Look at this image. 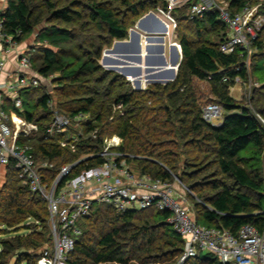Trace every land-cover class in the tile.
<instances>
[{
    "label": "trees",
    "instance_id": "1",
    "mask_svg": "<svg viewBox=\"0 0 264 264\" xmlns=\"http://www.w3.org/2000/svg\"><path fill=\"white\" fill-rule=\"evenodd\" d=\"M229 1L233 14L247 4H258V0ZM158 8L167 11V3L8 0L7 9L0 13L3 35L17 45L34 37L41 51L35 59L31 56L32 69L43 79L55 76L57 86L54 97L42 93L40 87L21 92V99L25 98L22 116L40 129L37 140H28L34 156L37 161L54 164L45 172L49 179L55 178L63 166L87 158L74 170L72 177H76L83 170L102 165L104 160L97 155L104 139L118 136L123 140L120 151L132 156L130 162L137 171L166 181H173L175 175L190 190H196L192 212L199 225L233 235L246 225L262 231L264 126L230 95L236 80H248L249 53L239 49L232 54L220 51L227 27L219 21L218 12L194 20L186 17L187 7L173 12L182 63L176 80L168 85L135 91L119 75L104 71L98 64L106 46L127 40L137 21ZM260 12L264 16V3ZM216 32L215 39H208ZM263 34L264 27L252 42L255 50L264 49ZM194 37L197 43L192 42ZM251 65L259 84L251 102L264 117V55L253 57ZM125 76L135 87L145 89L148 85L145 73L141 79ZM194 80L208 83L212 95L209 102L202 103ZM211 103L224 110L219 128L202 117L203 108ZM56 113L89 116L84 132L96 130V138L89 136L73 152L61 147L58 139L44 137ZM181 159L182 175L178 172ZM169 217V212L117 214L110 207L97 206L92 217L82 222L83 235L68 264H175L184 242L168 223ZM28 220L34 223L23 226ZM0 227L15 233L0 243V264H8L13 258H17L16 264H37L40 251L52 242L47 204L30 192L14 168L8 170L0 187ZM21 230L27 234H18ZM187 264L221 263L208 254Z\"/></svg>",
    "mask_w": 264,
    "mask_h": 264
},
{
    "label": "built area",
    "instance_id": "2",
    "mask_svg": "<svg viewBox=\"0 0 264 264\" xmlns=\"http://www.w3.org/2000/svg\"><path fill=\"white\" fill-rule=\"evenodd\" d=\"M163 1L167 3V11L158 8L156 12L149 13L166 16L175 38L177 21L174 11L187 7L186 17L190 20L203 19L206 14L217 11L219 21L227 27V35L220 45L224 54H232L238 49L250 54L253 40L258 38L264 27V16L260 12L264 0H258L254 6L247 4L235 14L231 12L229 0ZM1 23L0 20V184L2 179L5 183L8 170L14 168L30 192L47 204L52 242L40 251L37 264H68L83 235L82 222L92 217L97 206L110 207L117 214L151 210L169 212L168 223L184 242L182 255L175 264H187L205 253L217 258L221 264H264V228L259 231L246 225L233 235L227 230L199 225L186 199L189 188L175 175H172L173 181H166L137 171L130 162L132 156L120 151L123 140L118 136L104 139L97 155L104 160L99 167L83 170L72 177L74 170L87 159L83 158L63 166L55 178L49 179L45 172L53 169L54 164L37 161L33 147L28 143L29 139L39 138L40 129L22 116L24 105L21 92L37 89L43 80L48 82L53 77L43 79L33 72L28 49L18 55V69L12 78L2 80L7 55L18 45L12 38L3 35ZM177 49L181 53L180 43ZM5 96L18 113H6L3 106ZM49 107H54L52 101ZM246 107L264 126V117L254 110L252 104ZM202 117L209 125L219 128L223 124L224 110L219 104L211 103L203 108ZM89 120L90 117L84 114L69 117L56 113L44 137L58 139L61 147L74 152L77 145L89 136L96 138V130L89 134L84 132ZM262 168L264 178V151Z\"/></svg>",
    "mask_w": 264,
    "mask_h": 264
},
{
    "label": "water",
    "instance_id": "3",
    "mask_svg": "<svg viewBox=\"0 0 264 264\" xmlns=\"http://www.w3.org/2000/svg\"><path fill=\"white\" fill-rule=\"evenodd\" d=\"M159 28L167 31V26L164 22L154 13H148L136 23V29H131L129 33V40L114 41L111 49L106 51V54L112 56L104 57V64H117L122 67L107 68L110 72H123L121 76L125 77V74H131L141 79L143 72L147 76L148 85H168L174 82L177 78L178 70L181 65L182 50L181 53L176 50V55L173 57V67H169V63L165 55V35L159 34ZM145 35L146 42L148 43L145 48L143 47V36ZM157 43V45H152ZM156 49V54L153 53V49ZM114 56V57H113ZM176 58V59H175ZM179 64L176 65V62ZM129 61H135L138 63V67H131ZM165 67L168 69L164 70ZM164 70V71H163ZM136 91H143L140 86L136 87Z\"/></svg>",
    "mask_w": 264,
    "mask_h": 264
},
{
    "label": "rangeland",
    "instance_id": "4",
    "mask_svg": "<svg viewBox=\"0 0 264 264\" xmlns=\"http://www.w3.org/2000/svg\"><path fill=\"white\" fill-rule=\"evenodd\" d=\"M172 1H174V0H172ZM159 17H160V19L163 22H165L164 25L167 26V31L166 32H164V29L161 30V28H159L158 31H159V34L165 35V42H164V45H165V55H166V59H167V61L169 63L170 62V58H172V56L175 57V55H176V58H177V54H176V50H177L176 48H178L177 42L179 44L178 33H176L177 38H175L174 37L175 35H172L171 28L168 25L170 23V20L166 16H164L162 14H159ZM132 29H136V24H135L134 28H132ZM216 35H217V32L214 33V35H210V37H208V39L209 38L211 40L212 39H215V36ZM263 38H264V34H263ZM34 40H35L34 37H31L30 40H29V41H31V45L29 46V48H30V51H31L32 59H35L37 57V55L40 53V51H41V48L39 46H36L34 44L35 43ZM127 40H129V37H128ZM192 42L193 43H197L198 42L197 38L194 37L193 40H192ZM147 44L148 43L146 42V38H145V35H144L143 36V47L145 48V46H147ZM112 46H113V43L110 46H106L103 49V52L101 54V58L98 60V64L101 66V68L104 71H108L107 68H112V67H118V66H120V65H117V64H104V62H103L104 61V57L106 55V51L108 49H111ZM251 49L252 50H250V54H249L248 59H247V65L249 67V74H250L248 76V80L246 82H244V81H241V80L238 79V80H236L235 85L230 89V95L239 104H242V106H244V107H246L250 103L252 104L251 99H252V96H253V92H254L255 88H259V84L257 83L256 79L253 77V75L251 73V67H252L251 64H252V61H253V57H257L259 54L264 55V49L262 51L255 50L254 48H251ZM152 54H154V53H152ZM106 56H112V55L109 54V55H106ZM128 63H129L130 66H131V64L138 65V63L135 62V61H129ZM173 63H175V62H173ZM181 63H182V58H181ZM169 67H173V64L172 63L169 64ZM166 69H168V67H165L164 68V70H166ZM119 72L122 74L121 71H119ZM120 73L114 72L113 74L119 75L124 81H126L128 83L127 86L132 87L136 91L137 89L134 86V82L131 81L128 77L125 78V77L121 76ZM143 75H144V72H143ZM54 78H55V76H54ZM54 78H52L48 82H46L45 80H43V82L41 84V87H40V90L42 89L41 90L42 93L46 91V92H49V94H51L54 97V95L56 94V91L55 90L57 88V86L54 84ZM150 86L151 85H147L144 90H146ZM194 88H195V91H196L198 97L202 100V103H207V102H209L212 99V95L210 94V88H209L208 83L201 82L199 80H194ZM259 92L260 91L258 90L257 91V94H260ZM22 99L24 100L25 98L23 97ZM249 99H250V102H249ZM3 106H4V110L6 111V113L8 115H11L12 112L18 113L17 110L11 106V104L9 102V99L6 96L3 99ZM9 126L12 128L11 124H9ZM24 140L27 141V139H24ZM181 160L182 161L179 164V170H178V172L180 173V175H182V172H183V162H184V159H181ZM3 181L4 180L2 179V182ZM2 182H1L0 185L3 184ZM177 188H180V187L178 186ZM189 191L190 192H187L186 193V199H188V206H189V208L191 209V211H193L192 209L194 208V206H193L194 205V201H197L196 192H195L196 190L195 191H192V190L189 189ZM33 223H34L33 220H28L27 223L24 224L23 226L32 225ZM25 233L27 234L26 231L21 230L18 234H25ZM14 235H15L14 232H12V231L11 232H8L7 230L4 229V227H0V243H1L2 240L10 239ZM0 250H1V246H0ZM206 255H207L206 253L203 254V256H206ZM16 262H17V258H13V259L9 260L8 264H16Z\"/></svg>",
    "mask_w": 264,
    "mask_h": 264
},
{
    "label": "crops",
    "instance_id": "5",
    "mask_svg": "<svg viewBox=\"0 0 264 264\" xmlns=\"http://www.w3.org/2000/svg\"><path fill=\"white\" fill-rule=\"evenodd\" d=\"M8 7V0H0V13L4 12ZM26 40L23 44L18 45L15 49L11 50L6 59V67L4 74L2 75V80H9L12 78V74L18 69L17 57L20 53L25 52L29 49L31 41Z\"/></svg>",
    "mask_w": 264,
    "mask_h": 264
},
{
    "label": "bare ground",
    "instance_id": "6",
    "mask_svg": "<svg viewBox=\"0 0 264 264\" xmlns=\"http://www.w3.org/2000/svg\"><path fill=\"white\" fill-rule=\"evenodd\" d=\"M174 1H175V0H174ZM164 24H165V22H164ZM152 45H157V43H152ZM153 53L156 54V49H155V48L153 49ZM175 59H176V58H175ZM172 60H173V56H172V58H170V62H169V64L172 63V62H171ZM176 61H177V60H174V62H176Z\"/></svg>",
    "mask_w": 264,
    "mask_h": 264
}]
</instances>
